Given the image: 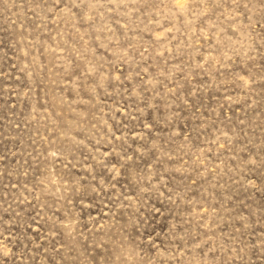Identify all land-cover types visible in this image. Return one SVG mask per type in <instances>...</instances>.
I'll return each mask as SVG.
<instances>
[{
    "label": "rangeland",
    "instance_id": "1",
    "mask_svg": "<svg viewBox=\"0 0 264 264\" xmlns=\"http://www.w3.org/2000/svg\"><path fill=\"white\" fill-rule=\"evenodd\" d=\"M0 264H264V0H0Z\"/></svg>",
    "mask_w": 264,
    "mask_h": 264
}]
</instances>
